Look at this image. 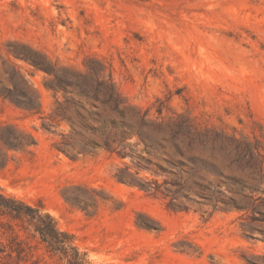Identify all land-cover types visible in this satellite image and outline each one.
I'll list each match as a JSON object with an SVG mask.
<instances>
[{
    "label": "rangeland",
    "instance_id": "374dc122",
    "mask_svg": "<svg viewBox=\"0 0 264 264\" xmlns=\"http://www.w3.org/2000/svg\"><path fill=\"white\" fill-rule=\"evenodd\" d=\"M9 44L74 69L101 60L127 102L152 118L185 114L203 127L264 140V0H0V63L8 59L32 81L43 110L32 114L0 97V126L36 140L23 152L0 150L7 156L0 189L42 205L95 264H264V215L223 204L213 210L199 198H181L177 204L189 209H172L163 195L116 178L126 164L137 171L130 158L61 150L71 127L56 119L48 129L46 117L65 94L49 88V74L8 54ZM0 87H8L1 64ZM64 193L97 197V211ZM146 221L160 230L139 224ZM15 228L32 246L28 264H56L37 237Z\"/></svg>",
    "mask_w": 264,
    "mask_h": 264
},
{
    "label": "trees",
    "instance_id": "16d2710c",
    "mask_svg": "<svg viewBox=\"0 0 264 264\" xmlns=\"http://www.w3.org/2000/svg\"><path fill=\"white\" fill-rule=\"evenodd\" d=\"M8 54L51 76L50 89L63 92L54 111L46 117L49 129L55 120L66 121L71 131L62 136L60 148L67 154H94L103 149L130 165L119 168L116 178L138 187L149 195H163L172 209L187 210L179 199L237 208L245 214L264 215V197L257 194L264 184V140L238 137L226 131L199 125L191 116L152 118L149 110L127 102L106 65L96 58L85 63V70L58 66L37 50L23 44H9ZM8 87H0V97L32 114L42 115V103L32 81L8 59L1 61ZM159 115L162 109H157ZM0 150L26 151L36 145L33 135L18 127L0 126ZM7 156L0 157V167ZM149 173V175L147 174ZM231 196H227V192ZM67 201L87 210L99 204L97 197L67 195ZM0 264H28L32 246L20 231L37 237L56 264H95L76 243L75 236L62 230L42 205H32L0 189ZM150 220V219H149ZM149 230H160L152 223L139 222ZM10 234L5 243L2 238Z\"/></svg>",
    "mask_w": 264,
    "mask_h": 264
}]
</instances>
